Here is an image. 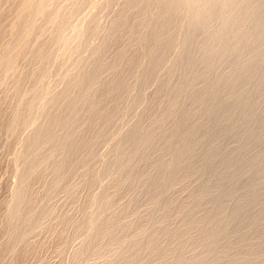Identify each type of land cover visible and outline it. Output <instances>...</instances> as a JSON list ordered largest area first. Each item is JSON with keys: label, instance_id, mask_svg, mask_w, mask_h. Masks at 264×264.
<instances>
[{"label": "bare ground", "instance_id": "obj_1", "mask_svg": "<svg viewBox=\"0 0 264 264\" xmlns=\"http://www.w3.org/2000/svg\"><path fill=\"white\" fill-rule=\"evenodd\" d=\"M14 4L0 264H264V0Z\"/></svg>", "mask_w": 264, "mask_h": 264}, {"label": "rangeland", "instance_id": "obj_2", "mask_svg": "<svg viewBox=\"0 0 264 264\" xmlns=\"http://www.w3.org/2000/svg\"><path fill=\"white\" fill-rule=\"evenodd\" d=\"M4 1H5V3H7V4H5L4 3ZM57 1H60V0H57ZM9 4H11V5H9ZM13 4V0H1L0 1V24L1 25H3V27H8L9 26V23H10V21L12 20V18H14V16H15V14L17 13V6L14 4V5H12ZM9 7V8H8ZM11 7H13V9H15L14 11L12 10H10V9H12ZM246 7H244V6H241V11H244V9H245ZM4 9V10H3ZM84 9V8H83ZM3 10V11H2ZM7 11V12H6ZM14 14V15H12L11 14V12ZM83 12H85L84 10H82ZM81 11V12H82ZM6 12V13H5ZM3 14H5V15H3ZM83 14V13H82ZM11 15V16H10ZM107 15V17H108V14H105V15H103V17H105ZM5 16V17H4ZM7 16V17H6ZM12 17V18H11ZM3 18H4V20H3ZM6 19H7V22H5L6 21ZM8 19H9V21H8ZM75 19L76 18H73V20L72 21H75ZM104 19L105 18H101V20H103V21H101L102 23L104 22ZM107 19L108 18H106V21H107ZM3 21V22H2ZM105 21V22H106ZM2 23H4V24H2ZM0 25V26H1ZM2 26L0 27V30L3 32V34H4V36H3V34H2V32L0 33V37H2L4 40H2L1 38H0V45H2V44H4V43H6L5 41H7L6 40V38H8L9 39V34H8V36L6 35L7 34V32H8V29L6 28L5 29V31L6 32H4V28H3ZM1 34H2V36H1ZM7 37H6V36ZM59 50H62L63 48H61V47H59L58 48ZM26 52V51H25ZM22 54H24V52L23 53H21V55ZM56 69L57 68V66H54L53 67V69ZM49 78V79H48ZM49 80H51V78L50 77H47L46 79H45V81L46 82H48ZM7 82H8V80H7ZM7 82H1L0 83V98L2 99L3 98V95H4V93L6 92V87H8L7 86ZM28 83L27 84H25V86H24V88H26L27 86L29 87V86H31L32 85V83H33V80L32 79H29L28 81H27ZM32 82V83H31ZM3 84H5V85H3ZM31 84V85H30ZM4 86V87H3ZM62 86V85H61ZM0 99V103L2 104V106H1V104H0V125H1V123H3V121H4V119L6 120V117H7V114H8V108H5V107H8L7 105L8 104H6V102H2V100ZM5 103V104H4ZM6 105V106H5ZM2 108V109H1ZM2 119V120H1ZM27 127L28 128H26V129H30L31 128V125H27ZM30 127V128H29ZM1 126H0V236H1V234H2V228H3V216H4V212H6V205L4 204L5 203V201L9 198V196L8 195H10V190H11V186H12V184H14V181L13 180H15V176H14V170H13V166H12V159H13V157H14V155H15V153H14V151H16L15 149H16V147H17V143H18V145H19V136H18V134L16 135L17 137H18V140H17V137L15 136V137H13V136H11V137H9V136H7L4 132H3V130L1 131ZM25 129V128H24ZM24 131V130H23ZM23 131H20L19 132V134L22 132V133H26V131L27 130H25L24 132ZM21 133V134H22ZM21 136H24V134H22V135H20V138H21ZM10 139H11V142H10ZM15 139V140H14ZM12 140H13V143H12ZM17 140V141H16ZM12 145L14 146V147H12ZM16 146V147H15ZM12 147V148H11ZM14 148V149H13ZM104 149V148H103ZM101 151H102V149H100ZM12 151V152H11ZM12 167V168H11ZM13 175V176H12ZM12 184H11V183ZM9 185H10V187H9ZM9 187V188H8ZM62 196V195H61ZM8 197V198H7ZM63 200H64V197H60V199L58 200V202H59V204H61L62 202H63ZM4 201V202H3ZM61 202V203H60ZM1 222H2V224H1ZM47 234V233H46ZM46 234L44 233V234H42V235H40V237L41 238H45L46 237ZM44 236V237H43ZM49 236V235H48ZM33 237H35V238H38V235H35V236H33ZM32 237V238H33ZM1 238V237H0ZM45 239H47V238H45ZM75 239V238H74ZM77 240H78V238L76 237V243H77ZM45 242H47V245H46V243L45 244H43V246H42V249L44 250V252H43V250L41 249V252L39 251V252H37L34 256H36L37 254V257H35V258H33V255L31 256V255H25L22 259H20L19 257V255H18V252H16V254H13V257H14V255H18V256H15L14 258L16 259V261L14 262L13 260V257L11 256V258L13 259L12 261H11V263L10 264H72V260H70L69 258L70 257H68V255L67 254H69L70 253V251H72V250H70V249H68V248H71L72 247V245H73V247H74V242H73V240H71L70 242H72L70 245L68 244V246L69 247H67V245H66V247L65 248H67V251H65L64 250V255L62 256L61 254L62 253H60L59 252V250L57 249V248H55V245H54V243L51 241V242H49L50 241V237H48V239L47 240H44ZM75 241V240H74ZM79 241V240H78ZM49 243V244H48ZM69 243V242H68ZM71 246V247H70ZM46 247V248H45ZM72 247V248H73ZM64 248V249H65ZM58 250V252L57 251H55V250ZM46 250V251H45ZM55 251V252H54ZM54 252V253H53ZM66 252H68V253H66ZM39 253H42L41 255L39 254ZM43 253L45 254L46 253V255H45V257H41L42 258V260H41V258L39 259V257L40 256H43ZM55 253H60L59 255H57V254H55ZM61 255V256H60ZM28 256V257H27ZM39 256V257H38ZM25 257H27V258H25ZM6 258H9V257H6ZM44 258V259H43ZM22 260L21 262H20V260ZM24 259H25V261H24ZM69 260V261H68ZM60 261V262H59ZM12 262H14V263H12ZM18 262H20V263H18ZM64 262V263H63ZM74 264H79V263H74Z\"/></svg>", "mask_w": 264, "mask_h": 264}]
</instances>
